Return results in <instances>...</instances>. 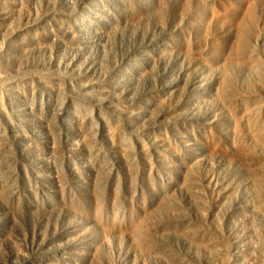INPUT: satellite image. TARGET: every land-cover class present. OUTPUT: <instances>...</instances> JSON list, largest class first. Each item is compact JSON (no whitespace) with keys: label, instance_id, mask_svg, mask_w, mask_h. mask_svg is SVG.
<instances>
[{"label":"rangeland","instance_id":"rangeland-1","mask_svg":"<svg viewBox=\"0 0 264 264\" xmlns=\"http://www.w3.org/2000/svg\"><path fill=\"white\" fill-rule=\"evenodd\" d=\"M0 264H264V0H0Z\"/></svg>","mask_w":264,"mask_h":264}]
</instances>
